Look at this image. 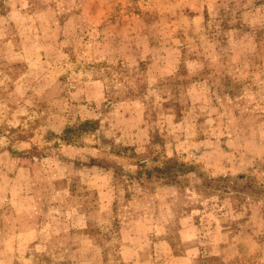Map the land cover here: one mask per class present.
Returning a JSON list of instances; mask_svg holds the SVG:
<instances>
[{
    "label": "rangeland",
    "instance_id": "374dc122",
    "mask_svg": "<svg viewBox=\"0 0 264 264\" xmlns=\"http://www.w3.org/2000/svg\"><path fill=\"white\" fill-rule=\"evenodd\" d=\"M0 264H264V0H0Z\"/></svg>",
    "mask_w": 264,
    "mask_h": 264
},
{
    "label": "trees",
    "instance_id": "16d2710c",
    "mask_svg": "<svg viewBox=\"0 0 264 264\" xmlns=\"http://www.w3.org/2000/svg\"><path fill=\"white\" fill-rule=\"evenodd\" d=\"M78 126H80V124L78 125ZM74 131H76V130H79V127L78 128H76V129H73ZM80 130H81V128H80ZM84 223V222H83Z\"/></svg>",
    "mask_w": 264,
    "mask_h": 264
},
{
    "label": "crops",
    "instance_id": "0c3cea01",
    "mask_svg": "<svg viewBox=\"0 0 264 264\" xmlns=\"http://www.w3.org/2000/svg\"><path fill=\"white\" fill-rule=\"evenodd\" d=\"M80 222H81V224H84V223H83L84 221H79V223H80Z\"/></svg>",
    "mask_w": 264,
    "mask_h": 264
}]
</instances>
